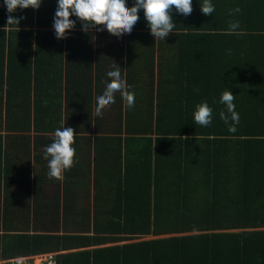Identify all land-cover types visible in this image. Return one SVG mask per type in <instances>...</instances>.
<instances>
[{
    "label": "trees",
    "instance_id": "obj_1",
    "mask_svg": "<svg viewBox=\"0 0 264 264\" xmlns=\"http://www.w3.org/2000/svg\"><path fill=\"white\" fill-rule=\"evenodd\" d=\"M200 3L193 0L188 16L173 12L177 26L166 39L155 41L142 9L131 34L119 37L128 44L122 77L135 107L122 108L115 96V126L101 132L95 100L113 69L100 58L99 40L110 33H86L73 16L75 30L57 39L58 0L17 9L12 15L26 18L5 32L9 13L0 0V151L1 130L33 132L44 148L33 160L48 162L44 150L62 117L87 139L91 130L107 133L94 137L92 208L70 222L55 219L56 202L40 199L42 179L33 182L32 203L21 206L32 221H14L18 192L0 181V258L110 243L59 253V264H264V0H211L212 15ZM236 7L241 11L230 14ZM132 47L149 68L145 79L130 71ZM225 90L236 95L234 133L219 116ZM205 101L213 109L208 127L194 121ZM4 165L11 168V158ZM150 235L156 237L120 242Z\"/></svg>",
    "mask_w": 264,
    "mask_h": 264
},
{
    "label": "clouds",
    "instance_id": "obj_2",
    "mask_svg": "<svg viewBox=\"0 0 264 264\" xmlns=\"http://www.w3.org/2000/svg\"><path fill=\"white\" fill-rule=\"evenodd\" d=\"M4 4L9 13L7 24L3 29L7 32L9 26H19L21 19L26 18L13 16L12 14L17 9L39 10L42 0H4ZM200 7L205 15H212L215 11L211 0H203ZM141 9L155 40L157 38L166 39L177 26L173 21V12L184 16L190 15L193 12V0H134L132 7H128L127 0H58L53 23L55 36L57 39H67L69 33L76 28V20L72 19L75 16L81 22L84 32L107 30L111 35L119 38L125 34H131L140 19ZM240 11L241 9L236 7L231 10L230 14ZM238 28V21L230 23L229 34ZM112 69L107 72L110 82L106 84L104 93L96 97L95 113L98 117L102 116L103 111L115 103L116 93L121 94L127 109L135 107V93L129 91L130 86L122 77L121 67L114 61ZM196 91L199 89L197 88ZM235 96L231 90H225L222 93L220 103L226 106V110L219 113L220 119L228 125V130L233 133L236 132V125L240 122V116L234 103ZM212 120L213 109L207 101L198 104L194 112L195 123L208 127ZM76 135L74 128L64 126V122L61 121V127L54 132L53 142L44 150V159L48 161L49 178L62 181L65 171L78 163L77 150L74 147ZM26 260L27 257L18 256L10 264H26Z\"/></svg>",
    "mask_w": 264,
    "mask_h": 264
},
{
    "label": "crops",
    "instance_id": "obj_3",
    "mask_svg": "<svg viewBox=\"0 0 264 264\" xmlns=\"http://www.w3.org/2000/svg\"><path fill=\"white\" fill-rule=\"evenodd\" d=\"M122 40V41H121ZM103 48L100 49V58H106L104 60V66L105 68L112 69V65L114 61L121 67V74L124 76L125 69H126V61H127V47L128 44L126 43L125 38H117L113 35L109 34L107 37H103L101 40H99ZM157 41V40H155ZM118 47V48H117ZM131 49V56L132 58L128 63L129 67L131 68L130 71H133L134 75L139 74V76L143 77L144 79L148 76L147 70L142 65H136L135 62V55H136V49ZM156 53L158 51V47L155 48ZM99 56V54H98ZM157 58L154 61V78H153V87L156 89V78H157ZM127 63V64H128ZM142 64V63H141ZM148 66L150 67L149 63ZM123 69V71H122ZM110 82V80L108 81ZM103 84V90L105 91L106 84ZM150 86V85H149ZM151 87V86H150ZM102 89V88H101ZM104 93V92H103ZM121 95L118 93L117 96ZM120 97V96H119ZM121 99V97H120ZM122 108H124V100L122 99ZM96 102V100H95ZM119 102L117 97H115V103L110 105L107 109L110 111L115 106H119ZM66 109L64 106V102L62 103V110ZM117 109V108H116ZM106 110V109H105ZM103 116V114H102ZM98 119L96 122L97 125L100 126V131H110L112 129V126H108V124H113L114 126V120L113 117H104V118ZM62 121H64V118L62 117ZM123 123V121H122ZM111 128V129H109ZM3 129V128H2ZM87 134L89 135V138L87 139L85 134H77L75 139L76 143L74 147L77 150V156L76 159L78 160V163L75 164L74 167H72L69 170H66L64 173V179L62 181L56 180L54 178H49L48 176V162L43 163L41 160L40 162L37 161L34 157L38 156V153L43 151V147H41L40 144H37L38 138L37 134H34L33 132L29 133V135L26 134H17L16 136H13L11 133L3 134L4 129L1 130L2 137V149L0 151L1 153V173H0V181L2 189L4 190V186L6 187V184H4V181H8V189L9 190H17L18 195L16 199V204L18 207L21 208V206L25 203H32L31 200H33L34 196V187L33 182H35L37 179H42L44 181L43 185L40 186L37 189V194H40V199H48L52 200L57 203V206L59 208V213L57 215H54L59 221H68L74 220V217H78L82 215V210L86 207H83L82 205L86 203L89 204V208H92L93 202H94V184H93V176H94V166L96 164V160L94 159V137L100 138V135H106L105 133H100V135H96L93 131ZM112 132H114L112 130ZM118 131L115 132L117 134ZM23 134V135H22ZM124 130L121 131L120 136L122 138L125 137ZM36 140V141H35ZM100 146V145H99ZM98 150V149H97ZM8 157L12 160V167L6 168L4 165V162L8 161ZM95 160V161H94ZM35 165V166H34ZM44 167H47L46 169H43ZM96 167V166H95ZM43 176H46L45 178ZM38 177V178H36ZM47 179V181L45 180ZM27 182V185H25L24 182ZM48 192H50L48 194ZM28 193V194H27ZM21 196V197H20ZM1 197L3 198V195L1 194ZM66 205V210L63 208V206ZM63 209L65 212H63ZM18 211V213H17ZM16 215L9 214V218L13 216L14 221H32V215L31 213H27L25 210L21 209H15ZM2 213H0V216ZM1 218V217H0ZM1 220V219H0ZM42 217L39 218V221H42ZM1 232V231H0ZM161 236V235H160ZM156 236H146L144 238L139 239H133V240H124L120 241L121 243L124 242H130L135 240H141V239H149ZM110 243L106 244H95L91 246H85V247H78V248H72L69 250H60V253L64 252H70L74 250H83V249H94L98 247H102L105 245H109ZM44 253V252H42ZM36 254V253H33Z\"/></svg>",
    "mask_w": 264,
    "mask_h": 264
},
{
    "label": "built area",
    "instance_id": "obj_4",
    "mask_svg": "<svg viewBox=\"0 0 264 264\" xmlns=\"http://www.w3.org/2000/svg\"><path fill=\"white\" fill-rule=\"evenodd\" d=\"M59 251L53 252H44V253H36L29 255H21L27 257L26 264H59V260L57 258V254ZM18 257V256H17ZM12 258H0V264H10V262L14 259Z\"/></svg>",
    "mask_w": 264,
    "mask_h": 264
},
{
    "label": "rangeland",
    "instance_id": "obj_5",
    "mask_svg": "<svg viewBox=\"0 0 264 264\" xmlns=\"http://www.w3.org/2000/svg\"><path fill=\"white\" fill-rule=\"evenodd\" d=\"M140 60V59H139ZM135 62H136V65H139V62L137 61V60H135ZM143 79H144V77H143ZM118 95V93H116L115 94V96H117ZM113 112V111H112ZM114 117L115 116V113L113 112V113H111L108 109H106V110H104L103 111V116H102V118H104V117H106V118H108V117ZM108 126H112L113 127V124H108ZM115 126V125H114ZM50 192H48V194H49ZM83 207H86V208H89V204L88 203H86L85 202V204L84 205H82ZM59 223V222H58ZM59 227V226H58ZM51 228H53L54 230L56 229V230H58L59 228H56V227H54V226H52ZM140 238H144V237H140Z\"/></svg>",
    "mask_w": 264,
    "mask_h": 264
}]
</instances>
